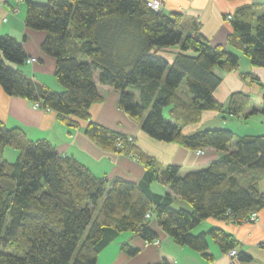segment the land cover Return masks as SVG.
I'll return each instance as SVG.
<instances>
[{"label":"trees","instance_id":"1","mask_svg":"<svg viewBox=\"0 0 264 264\" xmlns=\"http://www.w3.org/2000/svg\"><path fill=\"white\" fill-rule=\"evenodd\" d=\"M25 1L26 24L47 32L42 49L56 59L55 77L65 90L51 89L11 66L24 65L28 55L23 43L7 34L0 35L3 89L57 111L69 126L87 121L85 131L102 147L132 153L145 164L146 173L139 181L93 175L48 140L32 141L0 119V264H97L101 250L122 233L149 242L159 239L145 216L149 211L168 235L208 260L213 258L209 235L224 252L236 248L234 235L221 227L196 234L193 230L211 217L240 224L264 209V134L184 128L200 124L204 112L257 114L247 91H234L224 103L216 97L222 71L237 68L239 56L201 36L183 37L180 15L153 9L148 0ZM232 15L229 23L240 37L237 47L253 66L264 67V13L257 16L253 6H244ZM177 45L171 60L169 48ZM96 72L101 83L119 91L120 108L140 120L153 139L191 150L216 149L222 155L205 169L183 176L178 164L160 171L155 158L128 140V134L91 120L90 108L100 99ZM242 77L260 81L252 73ZM184 80L190 102L177 92ZM7 148L18 152L16 160L6 159ZM158 180L171 191L156 192L153 184ZM173 193L191 209L173 204ZM123 248L130 255L138 251L128 243ZM243 258L250 259L246 254Z\"/></svg>","mask_w":264,"mask_h":264},{"label":"crops","instance_id":"2","mask_svg":"<svg viewBox=\"0 0 264 264\" xmlns=\"http://www.w3.org/2000/svg\"><path fill=\"white\" fill-rule=\"evenodd\" d=\"M36 1L44 3L47 0ZM161 1L164 13L180 15L178 28L183 32V37L201 36L207 43L223 46L227 51L239 56L240 63L237 68L232 72L222 71L223 83L216 90V97L224 103L229 100L234 91H247L252 95L254 105L259 111L249 117L229 115L230 118L238 117L246 121L257 116L264 117V111H262L264 109V67L253 66L250 58L237 47L236 44L240 41L239 34L234 31L227 18L244 6H253L255 14L260 16L264 13V0ZM26 11L25 0H0V35L15 36L23 43L28 55L24 65L11 64V66L24 69L33 79H37L51 89L63 91L65 88L55 77L56 59L45 54L42 49L41 44L46 39L47 32L30 28L26 24ZM178 49L179 45L169 48V59L172 60L173 53H176ZM35 57H37L36 62L29 61ZM246 73L258 76L260 81L244 79L242 75ZM95 76L100 99L90 108L91 120L109 129L134 135V144L155 158L156 168L160 171L168 165L178 164L181 166L180 174L183 176L205 169L222 155L216 149H206L204 155H199L197 150L188 149L177 142L169 143L153 139L144 132L140 120L132 118L120 108L119 91L114 86L101 83L99 72H96ZM183 93L186 97L188 96L185 98L187 101L191 99V95L189 96L185 90ZM134 94L139 97V91L135 90ZM34 104L35 102L27 98L10 95L0 84V119L8 127L22 129L27 138L32 141L48 140L54 144L60 154L74 156L81 164L86 165L93 175L108 176L110 179L122 177L134 181H139L145 175V164L132 153L114 152L102 147L93 139L85 131L87 121H79V126H69L59 118L57 111L43 107L35 108ZM249 110L250 108H247L244 113ZM219 115L204 112V119L200 124L185 126L184 130L192 132L197 128L203 129L207 121L217 119ZM225 120L220 122L237 134L234 126L225 124ZM261 123L264 124V118ZM229 147L231 150L235 149L232 143ZM17 155L18 152L13 148H7L5 152L6 159L10 161L16 160ZM260 183L261 186L264 184V178ZM153 187L161 194L171 191L170 185L162 180L154 182ZM173 196V204L179 202L182 208H188L189 205L191 209V205L186 200L175 193ZM152 227L159 233L158 242H149L132 233H122L101 250L97 264H231V261L233 264H264V209H261L255 221H244L239 224L232 219L220 220L211 217L194 229L193 232L196 234L207 232L212 227H221L233 234L238 250L237 257L234 259L229 256V251L222 250L212 235L208 236V251L213 258L208 260L200 251L179 244L162 230L154 217ZM124 243L138 249L137 253L130 255L123 248ZM244 254L250 259L243 258Z\"/></svg>","mask_w":264,"mask_h":264},{"label":"rangeland","instance_id":"3","mask_svg":"<svg viewBox=\"0 0 264 264\" xmlns=\"http://www.w3.org/2000/svg\"><path fill=\"white\" fill-rule=\"evenodd\" d=\"M228 20H230L229 19V16H228ZM223 47V46H222ZM224 48V47H223ZM226 49V48H225ZM36 58V60H37V57H35ZM33 62H36V61H33ZM183 84H181V86L179 87V90H178V92L180 91V93H178V94H181L183 97H184V99L185 98H187L186 97V95L183 93V91L185 90L186 92H187V83H186V80H184L183 82H182ZM190 96V95H189ZM189 99V98H188ZM186 100V99H185ZM191 101V99H189L188 100V102H190ZM263 102H264V100H263ZM169 109L167 108V109H165V115L167 116L168 115V111ZM216 115H219V114H216ZM225 118L228 120H225ZM263 118L264 117H259V116H257V118H253V119H248V120H246V121H242V120H240V118H238V117H236L235 119H231L230 118V116L228 115V114H220L218 117H217V119H215V118H213V119H210L209 121H207L203 126V128H212V129H214V128H228L227 126H224L223 124H222V122H220V120L221 121H223L224 122V120H225V124L227 123L228 125H230V126H234V128H235V131L237 132V134L236 135H247V134H253V135H258V134H264V124L263 123H261V121L263 120ZM229 122V123H228ZM232 130V129H231ZM135 137H134V135H131V134H128V140H130L131 142H134L135 140ZM236 139H237V136H236V138L231 142L232 144H234L235 145V143H236ZM120 146H121V144H119ZM142 150V149H141ZM143 151V150H142ZM205 152H206V150H205ZM204 152V153H205ZM197 153H198V151H197ZM204 153H198L199 155H204ZM2 159L0 158V161H1ZM262 189H264V184H262ZM185 203V202H184ZM175 205L177 206V207H182V204H180L179 202H175ZM188 208H190L189 207V205L187 206ZM153 214V213H152ZM153 216V215H152ZM149 219V218H148ZM151 220L153 219V217L152 218H150ZM198 227V226H197ZM194 231V230H193Z\"/></svg>","mask_w":264,"mask_h":264},{"label":"built area","instance_id":"4","mask_svg":"<svg viewBox=\"0 0 264 264\" xmlns=\"http://www.w3.org/2000/svg\"><path fill=\"white\" fill-rule=\"evenodd\" d=\"M147 3H148V6H149V7L153 8V9H156V10H159V11L163 10V8H164V7H163V2H162L161 0H148ZM232 18H233V15H232V14L229 15V19L231 20ZM29 61H30V62H32V61H36V58L29 59ZM34 107H35V108H38V107H42V105H41L40 102H37V103L34 104ZM205 150H206V149H204V150L200 149V150H197V151H198V153H204ZM145 216H146L147 218H149V219L153 217L151 211H149L148 213H146ZM257 218H258V212H254V213L251 215V218H250L248 221H249V222H251V221H255V220H257ZM154 241L158 242L159 240L156 239V240H154ZM237 254H238V250H237V248L230 249V251H229V256H231L233 259H234L235 257H237V256H236ZM231 264H233L232 261H231Z\"/></svg>","mask_w":264,"mask_h":264}]
</instances>
